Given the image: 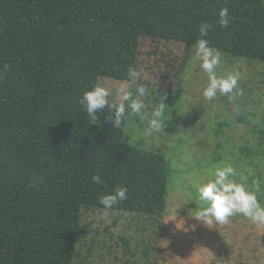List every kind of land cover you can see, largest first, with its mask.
Instances as JSON below:
<instances>
[{
    "label": "trees",
    "instance_id": "trees-1",
    "mask_svg": "<svg viewBox=\"0 0 264 264\" xmlns=\"http://www.w3.org/2000/svg\"><path fill=\"white\" fill-rule=\"evenodd\" d=\"M223 8L227 27L220 25ZM204 23L212 47L264 61V0H0V264H100L92 257L104 256H95L85 222L96 209L172 216L171 161L150 142L127 141L134 115L128 102L127 119L116 128L107 108L90 123L79 100L101 77L129 83L131 92L139 84L180 94L187 54ZM148 38L184 47V54L156 63L144 46ZM129 67L140 72L137 83ZM263 132L257 122L255 145ZM211 135L218 149L227 141L217 132L198 133L209 142ZM255 145L249 137L243 148L252 155ZM33 177L42 180L30 187ZM123 186L126 200L110 210L99 203ZM122 238L126 248L132 237Z\"/></svg>",
    "mask_w": 264,
    "mask_h": 264
},
{
    "label": "rangeland",
    "instance_id": "rangeland-1",
    "mask_svg": "<svg viewBox=\"0 0 264 264\" xmlns=\"http://www.w3.org/2000/svg\"><path fill=\"white\" fill-rule=\"evenodd\" d=\"M144 46L156 63L184 54V47L176 49L174 45H167L165 48L163 41L157 43L150 38ZM195 52L193 45L187 54L185 82L180 94L149 89L145 96L139 97L132 92L133 98L142 100L145 107L141 110L143 116L134 113L125 130L130 143L143 140L144 144L150 142L152 147L157 146L155 150H165L171 161L168 214L176 218L170 215L151 218L130 211H112V214L100 213L97 209L89 211L85 222L92 229L87 239L95 241V256H104V259L92 257L100 264H264V224L254 223L238 213L229 217L227 223L214 222L210 227L195 217L206 206L199 199L198 188L214 178L217 167L227 165L234 168V179L255 191L264 206V132L257 140L258 145H255L257 133H252L257 122L264 128V61L242 56L233 58L221 52L217 74H238L237 89L243 94L232 98V94L218 92L215 98L207 100L203 91L208 76ZM162 71L156 73L157 84L161 82ZM98 84L109 89L108 99L113 102L120 103L122 90H130L129 83L110 77H101ZM162 102L166 104V127L145 135L147 115ZM200 132L203 136L217 132L220 138L226 136L227 141L218 149L214 145L215 136L211 135L209 142L203 136L198 137ZM249 137L255 145L252 155L243 148ZM180 157L182 161L175 162ZM163 221L167 223L165 231ZM127 235L132 238L125 248L122 237ZM146 247L148 255H144Z\"/></svg>",
    "mask_w": 264,
    "mask_h": 264
},
{
    "label": "clouds",
    "instance_id": "clouds-1",
    "mask_svg": "<svg viewBox=\"0 0 264 264\" xmlns=\"http://www.w3.org/2000/svg\"><path fill=\"white\" fill-rule=\"evenodd\" d=\"M220 25L227 27L229 22L228 9L223 8L220 11ZM211 26L204 23L200 26L201 38L197 40L195 45V55L201 61L200 67L208 76L207 87L203 91V97L207 100H212L217 96V93L224 95L232 94V98L236 95H242V90L237 89L239 75L228 74L226 76L218 75L217 67L221 63V52L212 47L207 39L208 29ZM140 72L135 68L129 67L128 77L133 83H137L140 79ZM136 93L139 97L146 94V88L143 85L136 87ZM110 91L108 88L97 84L90 90L83 93L79 103L87 112L90 123H97L98 113L105 108L109 109L111 114L106 118L111 121L112 125L120 128L122 123L127 119L126 104L133 113L140 114L145 107L140 99L133 98L131 91H123L121 102L110 103L108 97ZM166 111V104L159 103L152 111L148 126L145 129V135H152L164 129V116ZM236 173L231 165L217 167L214 172V178L204 183L198 188L199 199L205 203V207L199 210L196 218L201 220L207 226L215 222L218 224H225L228 218L235 214H243L245 217L254 223L264 224V206L260 204L255 191L249 190L244 184L237 182L234 177ZM42 178L33 177L30 181V187H35ZM92 180L95 183H101L99 174L93 175ZM259 185L257 184V189ZM127 199V187H118L114 192L103 195L99 199V203L105 209H111L120 201Z\"/></svg>",
    "mask_w": 264,
    "mask_h": 264
}]
</instances>
